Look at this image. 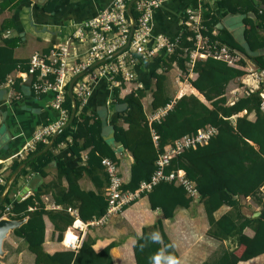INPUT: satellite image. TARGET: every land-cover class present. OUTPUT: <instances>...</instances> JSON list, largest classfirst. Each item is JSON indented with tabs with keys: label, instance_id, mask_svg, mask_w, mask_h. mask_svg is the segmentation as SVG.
Returning a JSON list of instances; mask_svg holds the SVG:
<instances>
[{
	"label": "trees",
	"instance_id": "1",
	"mask_svg": "<svg viewBox=\"0 0 264 264\" xmlns=\"http://www.w3.org/2000/svg\"><path fill=\"white\" fill-rule=\"evenodd\" d=\"M24 1L26 0H0V13L4 10L11 12ZM55 2L56 0H46L42 3V8L50 10ZM215 4L242 15V41L236 40L227 28H216L218 17L214 13L201 19L203 27L200 32L207 36L210 43L225 45L238 54L236 61L230 64L212 55L195 57L190 67L195 76L187 80L204 101L199 98V94L197 97L193 93H183L172 98L166 87V71L175 65L182 74L188 73L187 51L194 46L193 31L181 20L178 31L170 37L173 40L177 35L172 51L166 52L161 48L150 56L156 60L160 70L150 72L147 113L149 115L171 102L170 107L157 118L149 120L141 101L146 88L136 86L119 95V86H112L111 101L122 105L111 122L112 139L132 158L128 178L121 183V188L133 190L141 180L150 177L155 169L157 154L164 145L183 134L195 132L197 128L214 126L215 132L205 143L184 148L171 156L163 166L164 172L182 169L184 176L193 182L195 197L187 195L180 184L164 179L158 180L140 195H145L148 207L161 212L163 218H172L178 207H188L193 199H197L202 205L207 222L205 234L229 242L219 247L209 259L198 264H238L239 261L264 252V189L261 188L264 184V111L260 104L264 78L258 81L255 88L244 87L233 99H227L225 86L231 79L246 73L243 57L249 59L256 69L264 71V0H215ZM258 7H261L259 12ZM130 10L135 18L133 4ZM8 27H14L12 15L3 17L0 21V83L13 70L28 72L29 67L28 57H16L13 54L19 38L15 35H2ZM50 47L41 52L47 53ZM260 50L263 51L259 52ZM143 60L145 59L138 62ZM34 74L35 71L32 77ZM20 84V78H13L10 84L13 95L21 93ZM30 91L34 95L42 94ZM74 99L72 120L56 134L51 145L18 167L10 177L25 158L42 149L46 143L37 142L33 150L23 158H12L7 173L3 176L5 180H9L8 184L6 187L0 184V194L5 191L0 203V216L4 211L11 218L25 216V220L10 232L23 240L26 249L33 255V264H112L109 248L114 243L110 241L95 251L92 248L94 238L89 234L84 235L75 250L60 249L50 253L42 247L44 216L51 221L53 229L57 231L56 237L60 239L62 231L72 221V216L66 210L67 206L74 205L78 218L83 221L104 212L107 201L101 188L107 185L108 176L100 160L108 157L116 165L119 163V155L114 146L102 137V120L79 97L74 95ZM61 105L68 116L71 100L66 93ZM240 111L243 112L238 114ZM153 134L156 136L154 139ZM59 144L68 147L78 159L85 150L83 163L68 168L58 160L55 178L49 182L41 181L32 193L15 199L12 194L17 189L20 175L31 171L43 177L47 164L55 159L54 149ZM82 173L93 183L95 191L79 186L78 178ZM61 178L65 179V186L59 185ZM47 191H51L52 200L59 205L58 208L44 207L42 194ZM245 197L254 200L258 208L249 213L258 210L257 215H246L241 211V206H247ZM5 204L10 205L7 210H4ZM220 205H227L229 209L215 217L213 211ZM245 227L252 229L251 235L244 232ZM132 253L135 264H173L172 260L176 258L177 252L163 230L162 217L157 216L152 223L141 226L140 233L135 236L132 244ZM261 264H264V259Z\"/></svg>",
	"mask_w": 264,
	"mask_h": 264
},
{
	"label": "crops",
	"instance_id": "2",
	"mask_svg": "<svg viewBox=\"0 0 264 264\" xmlns=\"http://www.w3.org/2000/svg\"><path fill=\"white\" fill-rule=\"evenodd\" d=\"M46 0H26L19 3L11 12L4 10L0 13V21L3 17L12 15L14 27H8L2 35H15L19 38L17 44L13 48V54L16 57L26 58L34 51H41L48 46L63 41L71 34L76 25L93 16L97 10L109 6L111 0H56L50 10H44L42 3ZM186 7L198 10L200 18H207L210 13H214L218 17L216 28L223 26L227 28L234 38L242 41V21L240 28L236 31L237 26L234 20L228 16L233 14L224 7H218L215 0H163L158 6L154 7L150 18V34L151 38L158 39L161 37H171L180 27L182 19V11ZM252 14V13H251ZM241 15V14H240ZM242 17V15H241ZM214 32V30H213ZM86 43H76L75 51L83 56L86 49ZM159 71L155 59L145 58L142 62H138L133 66L134 79L123 81L122 83H114L108 77L100 75L95 77L89 83V93L84 100L87 108L94 112L102 120V132L108 133L111 129V122L114 119L115 112L122 109L121 104L111 101V88L114 85L119 86V95H123L136 86L146 88V93L142 97V105L145 112L148 111V101L150 98L149 87L151 84L150 72ZM256 71L260 74V79L264 78V71ZM13 70L10 74H14ZM180 71L175 65H172L166 71V87L172 98H176L183 93H193L203 100L201 94L190 85L187 78H193L195 73L190 71L180 78ZM242 80V75L236 79H231L225 86V95L227 99H233L238 91L236 80ZM21 93L13 95L9 84H0V175L5 176L11 159L14 158L17 151L23 143L28 140L32 130L47 120L57 119L58 110L50 105L53 97V91L47 90L41 95H34L28 87V82H21ZM264 92V90H263ZM199 94V95H198ZM204 101V100H203ZM264 111V105H261ZM240 111L238 114H241ZM148 115V113H147ZM249 117H252L249 114ZM114 148L119 147L118 144L112 143ZM55 159L51 160L46 166V174L40 177L37 173L27 171L24 175H20L17 182V189L12 194L13 197L23 189L21 198L32 193L35 187L41 182H49L55 178V166L58 160H61L68 168L83 163L85 150L80 153L78 159L71 150L59 144L54 149ZM119 155L118 168L122 181L128 178V168L131 162V156L128 152L124 154L122 151H115ZM130 155V154H129ZM12 174V173H11ZM10 174V177H11ZM78 184L81 188L96 190L93 183L85 174L78 178ZM60 186H65L66 181L61 178ZM105 186L101 189L105 191ZM4 193V190L2 191ZM245 197L244 201L246 202ZM42 200L45 208H58L52 200L51 191L42 194ZM243 202V200H242ZM74 209L73 206H67ZM229 209L227 205H220L213 211V215L217 217L222 212ZM246 206H241V211H245ZM77 212V211H76ZM160 212L156 209L152 210L148 207L145 195H140L132 203L124 207L119 213L110 214L101 224H90L85 229V234L93 236L94 241L92 248L97 251L104 247L108 242L114 244L109 248L112 264H135L132 244L135 236L140 233L141 226L150 224ZM79 219V218H78ZM44 235L42 247L47 252L66 249L61 238L56 237L57 231L53 229L51 221L44 216ZM81 220V219H79ZM200 221L202 232L208 241L214 245V251L223 245L224 240L214 239L205 234L207 222L203 213L202 205L197 199H193L188 207H178L172 218H163V230L171 241L175 250H177L176 238L173 236L176 230H179V224H187L190 226ZM70 226L69 224L66 226ZM65 227V228H66ZM64 228V229H65ZM244 232L248 235L252 234L250 227H245ZM213 247V246H212ZM3 254L0 261L3 264H33V255L26 249L23 240L11 232L2 241ZM213 251V252H214ZM177 252V251H176ZM212 252V253H213ZM264 259V252L253 256L247 260L239 261L238 264H261ZM173 264H178L176 258L172 260Z\"/></svg>",
	"mask_w": 264,
	"mask_h": 264
},
{
	"label": "built area",
	"instance_id": "3",
	"mask_svg": "<svg viewBox=\"0 0 264 264\" xmlns=\"http://www.w3.org/2000/svg\"><path fill=\"white\" fill-rule=\"evenodd\" d=\"M128 0H111L109 6L97 10L90 18L80 22L69 36L63 41L52 45L47 53L34 51L28 56V72L15 70L14 74H8L1 83L11 84L13 78H20L21 82H28V87L35 93H44L47 90L53 91V97L50 105L58 110L59 116L54 120H47L37 125L31 132L16 155L23 158L27 152L32 151L37 142L46 143L51 134L59 128L67 119V113L62 107L64 93H66L67 83L72 75L81 70H85L92 62L104 56L109 57L97 62L82 74L78 75L72 85L73 96L76 95L84 103L89 93V83L95 77L106 75L114 83H122L134 79L133 66L139 60L149 58L155 55L161 48L166 52H171L175 44L177 35L173 40L170 37L151 38L150 18L154 7L158 6L163 0H133V8L136 11V17L133 21V29L126 46L130 18L127 14ZM131 8V5H130ZM261 7H258V12ZM182 22L193 31L194 46L187 51L188 59L186 64L190 72L192 61L195 57H205L212 55L224 59L233 64L238 58V54L233 53L225 45L216 46L215 42L207 41V36L201 34L203 27L200 13L198 10L186 7L182 11ZM264 30V21L262 22ZM76 43H86V49L83 56L75 51ZM121 48L120 50H118ZM35 71L34 77L32 73ZM253 74V76H249ZM261 74V73H260ZM260 74L256 69L252 72L244 73L242 83L248 88H255L260 81ZM118 76L119 78H116ZM0 83V84H1ZM261 105H264V92ZM171 103V102H170ZM170 103L157 109L148 115V119L157 118L162 114ZM216 128L212 125L197 128L195 132L183 134L172 142L164 145L161 152L155 159V169L150 177L141 180L138 186L133 190H124L121 188L122 178L120 176L118 165L108 157L101 158V164L108 176V183L105 187L104 197L107 201L104 212L87 221L79 220L76 209L66 207L68 213L72 216L70 226L62 231L61 243L66 249L75 250L81 243L85 229L90 224H101L110 214L119 213L124 205H129L140 196L141 192L148 190L151 185L160 179L172 180L175 184H180L187 195L196 196V189L193 182L184 176L182 169L163 171V166L167 164L171 156L187 147H194L203 144L209 136L215 132ZM153 139L156 137L152 135ZM1 162V160H0ZM9 180H5L0 175V184L7 186ZM9 204L4 205V210L9 208ZM2 215H6L5 211Z\"/></svg>",
	"mask_w": 264,
	"mask_h": 264
},
{
	"label": "rangeland",
	"instance_id": "4",
	"mask_svg": "<svg viewBox=\"0 0 264 264\" xmlns=\"http://www.w3.org/2000/svg\"><path fill=\"white\" fill-rule=\"evenodd\" d=\"M233 20L235 25L237 26L236 31L241 26V15L239 13H233L228 14ZM263 50H260L259 52H262ZM245 60L244 69L245 72H252V70L256 69L254 64L247 59L246 57H243ZM179 77L181 78L183 74L180 72ZM253 76V74L248 75ZM244 77V74L242 75ZM236 84L238 85V92L240 93L244 87L247 85L245 83H242V80L240 78L236 81ZM237 94V92H236ZM261 188L264 189V184L261 186ZM246 208L244 212H250L253 209H257L258 206L252 200L251 198H246ZM243 210V208H242ZM6 216V215H4ZM179 230L177 229L175 234L173 235L176 238V245H177V256H176V262L178 264H198L204 259H209L214 253V245L211 241H208L206 239V236L202 232L200 221L195 222L194 224H191L188 226L187 224H179ZM9 234V233H8ZM3 238V240L7 237V235ZM223 245H227L229 242L227 240L222 241ZM213 246V247H212ZM219 248V247H218ZM214 251V252H213ZM213 252V253H212Z\"/></svg>",
	"mask_w": 264,
	"mask_h": 264
},
{
	"label": "water",
	"instance_id": "5",
	"mask_svg": "<svg viewBox=\"0 0 264 264\" xmlns=\"http://www.w3.org/2000/svg\"><path fill=\"white\" fill-rule=\"evenodd\" d=\"M132 1H133V0H128V1H127V5H126V6H127L126 11H127V14H128V16H129V18H130V25H129V31H128V35H127L126 42L123 44L122 47H124V46L127 45L128 40H129V37H130V35H131V31H132V29H133V21H134V19H133V16H132V14H131V10H130V5H131V2H132ZM249 14L252 15L251 13H249ZM252 16H253V15H252ZM120 49H121V48H119L118 50H120ZM110 55H111V54H110ZM110 55H107V56H104V57H102V58H100V59L95 60V61L92 62L87 68H85V70L89 69L91 66H93V65L96 64L97 62H99V61H101V60H103V59L109 57ZM85 70H81V71L77 72L76 74L72 75L71 78L69 79L68 83H67L66 94H67V96H68V97L70 98V100H71V108H70V112H69V115H68L66 121H65V122H64L59 128H57V129L51 134L50 139L46 142V144L44 145V147H43L42 149H40V150H38V151H36V152L30 154L27 158H25V159H24V160H23V161H22V162H21V163L15 168V170L12 172L11 176L17 171L18 167H20L22 164H24L27 160L31 159L32 157L38 155L39 153H41L42 151H44L45 149H47V148L51 145V143H52L54 137L56 136V134H57L60 130H62L64 127H66V126L70 123V121L72 120V117H73V115H74V109H75V99H74V96H73L72 91H71V85H72L74 79H75L78 75L82 74ZM201 100H202V99H201ZM110 129H111V130H110L108 133H106V134H102V137H103L105 140H107V142H109V143L112 144V143L114 142L113 139H112L113 130H112V127H111ZM114 150H115V151L120 150V151H122L124 154L126 153V150H124L123 147H122L121 145H119V147H117V148H114ZM128 157L130 158V155H129V154H128ZM24 190H25V189L22 188V190H20V191L15 195L14 198H15V199H20V198H21V195H22L23 192H24ZM4 193H5V191H4ZM4 193H1V194H0V203H1L2 199H3ZM244 207H245V206H244ZM242 208H243V206H242ZM243 213L246 214V215H249V214H251V215H257V214H258V210H254V211L251 212V213H248V212H243ZM159 216H160V217H163V214L160 212ZM24 220H25V216L20 217V218H11V217L4 216V215H1V216H0V256H1V255L3 254V252H4V250H3V248H2V241H3V238H4L5 235L8 234L13 228L18 227V226H19ZM0 264H3V263L0 261Z\"/></svg>",
	"mask_w": 264,
	"mask_h": 264
}]
</instances>
